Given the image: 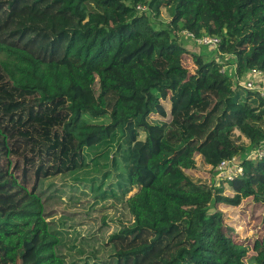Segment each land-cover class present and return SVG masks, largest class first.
<instances>
[{"label": "trees", "instance_id": "obj_1", "mask_svg": "<svg viewBox=\"0 0 264 264\" xmlns=\"http://www.w3.org/2000/svg\"><path fill=\"white\" fill-rule=\"evenodd\" d=\"M162 8L170 19L155 28ZM184 30L220 37L215 48L199 46L216 56L192 54L193 83ZM223 64L264 74V0H0V264H101L88 248L95 234L66 251L69 230L51 228L53 205L74 204L82 186L94 203L127 210L129 226L110 241L153 233L117 256L147 251L178 226L187 244L165 264H264V232L251 246L235 241L220 208L248 197L264 206V157L249 156L264 143V100ZM220 95L234 120L194 148L187 124ZM172 127L178 140L167 136ZM195 152L215 175L220 161L239 158L242 174L220 179L230 194L218 186L207 203L191 199L208 189L192 172ZM56 176L71 189L67 200L46 184Z\"/></svg>", "mask_w": 264, "mask_h": 264}, {"label": "rangeland", "instance_id": "obj_2", "mask_svg": "<svg viewBox=\"0 0 264 264\" xmlns=\"http://www.w3.org/2000/svg\"><path fill=\"white\" fill-rule=\"evenodd\" d=\"M168 8H162L158 17L151 18L152 24L155 28L165 27L169 21ZM170 19V18H169ZM147 21L150 18L147 17ZM150 23V22H149ZM178 41L183 46H188L190 52L184 53L182 56V64L188 70V78L186 82L191 83L195 78L196 65L194 64L192 54H202L204 57L216 56V50L208 51L204 48L193 44L192 41L185 39L183 36L178 38ZM225 63H229L230 57L222 56ZM193 83V82H192ZM182 85L180 89H184ZM226 95L218 96L217 105L215 108L206 113L202 118L190 121L187 128L190 131V144L196 148L198 144L207 140L214 130L223 124L232 122L234 120L232 114L226 109L224 105V98ZM92 122H107V118L99 120H91ZM143 133L140 137L143 138ZM167 136L170 140H178L180 138L179 131L172 127ZM196 160V168L192 171L196 176L202 177L208 185V189L204 194L190 195L192 200H201L209 202L215 194L216 187L223 186L225 194H230L228 184L221 181L210 169V166L205 164L201 155L194 153ZM65 180L63 176H56L46 179V184L54 183L53 187L62 186L65 190L62 193L63 198L68 199L71 189L68 185H62L61 182ZM70 181L69 179H66ZM82 186L80 190H82ZM75 193V203L60 205H53V213L50 218L51 228L54 230H66L64 237V248L66 251L71 250L74 243L80 241L79 236L96 235V243L88 246L89 250L97 255L101 260V264H165L179 248L185 246L184 233L178 226H175L170 232L164 234L159 239L153 242V246L147 251L128 256H117L116 252L125 251L136 247L143 243H149L153 238V233L150 230H143L129 236H120L116 240H109V236L117 231L121 226H129L131 219L127 210L117 201H106L94 203L92 194ZM224 212V232L232 237L237 242H242L249 246L253 241L260 237L264 228L262 226L261 218L264 211V206L261 202L254 200L251 197L244 199L237 208L220 206ZM103 219L106 225H103ZM251 254V249L250 253ZM249 256V255H248ZM1 264H6L1 262ZM245 264H249L245 259Z\"/></svg>", "mask_w": 264, "mask_h": 264}, {"label": "built area", "instance_id": "obj_3", "mask_svg": "<svg viewBox=\"0 0 264 264\" xmlns=\"http://www.w3.org/2000/svg\"><path fill=\"white\" fill-rule=\"evenodd\" d=\"M138 8L145 10V6L138 5ZM184 37L189 38L198 46H206L208 48H215L220 42V37L213 35H202L195 36L192 32L184 30L182 31ZM236 64L227 65L223 64L220 67V72L229 73L233 76L234 82L244 89L255 91L264 100V74L263 72L255 67L249 68L243 73V75L238 76L236 72ZM253 159L264 157V143L256 150L251 151L249 154ZM242 166L240 160L237 157H232L231 159H224L218 163L216 166V176L217 178L230 181L233 180L237 175L242 174Z\"/></svg>", "mask_w": 264, "mask_h": 264}, {"label": "crops", "instance_id": "obj_4", "mask_svg": "<svg viewBox=\"0 0 264 264\" xmlns=\"http://www.w3.org/2000/svg\"><path fill=\"white\" fill-rule=\"evenodd\" d=\"M168 20H169V18H168Z\"/></svg>", "mask_w": 264, "mask_h": 264}]
</instances>
